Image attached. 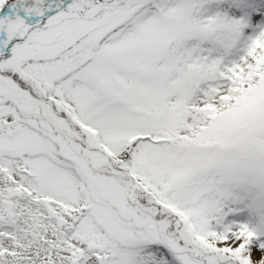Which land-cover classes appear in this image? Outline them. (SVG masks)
<instances>
[{
  "label": "snow or ice",
  "instance_id": "1",
  "mask_svg": "<svg viewBox=\"0 0 264 264\" xmlns=\"http://www.w3.org/2000/svg\"><path fill=\"white\" fill-rule=\"evenodd\" d=\"M0 264H264V0H0Z\"/></svg>",
  "mask_w": 264,
  "mask_h": 264
}]
</instances>
